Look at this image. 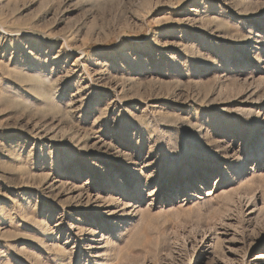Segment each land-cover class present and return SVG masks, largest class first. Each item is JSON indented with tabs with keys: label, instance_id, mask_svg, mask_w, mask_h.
<instances>
[{
	"label": "rangeland",
	"instance_id": "1",
	"mask_svg": "<svg viewBox=\"0 0 264 264\" xmlns=\"http://www.w3.org/2000/svg\"><path fill=\"white\" fill-rule=\"evenodd\" d=\"M0 264H264V0H0Z\"/></svg>",
	"mask_w": 264,
	"mask_h": 264
},
{
	"label": "bare ground",
	"instance_id": "2",
	"mask_svg": "<svg viewBox=\"0 0 264 264\" xmlns=\"http://www.w3.org/2000/svg\"><path fill=\"white\" fill-rule=\"evenodd\" d=\"M40 80H41V78H40Z\"/></svg>",
	"mask_w": 264,
	"mask_h": 264
}]
</instances>
